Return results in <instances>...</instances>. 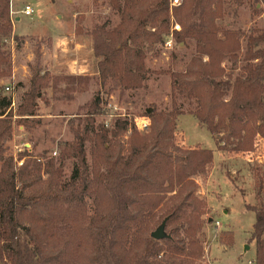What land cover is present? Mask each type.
<instances>
[{
  "label": "trees",
  "instance_id": "trees-1",
  "mask_svg": "<svg viewBox=\"0 0 264 264\" xmlns=\"http://www.w3.org/2000/svg\"><path fill=\"white\" fill-rule=\"evenodd\" d=\"M183 1L171 14L174 0H111L120 25L112 32L101 28L92 33L95 55L103 57L98 65L101 86L113 81L126 91L145 87L152 73L145 68L142 47L163 41L172 16L183 27L176 39L197 41L198 57L184 73L173 75L172 110L150 105L143 113L151 120L148 134L127 118H118L111 127L98 122L104 112L97 95L73 130L74 140L59 145L57 159L45 156L42 163L25 153L15 158L8 155L15 127H38L37 102L56 78L34 67L17 111L0 90V264H187L184 257L203 258L204 249L195 240L202 229L199 222L186 230L190 252L177 231L162 241L151 237L153 211L174 194L176 203L168 206L164 220L167 225L178 222L197 189L191 177L205 174L213 163L211 150H183L174 144L177 120L185 115L178 94L194 103L189 114L212 136L221 135L219 149L252 151L255 137L264 134V49L255 50L264 43V30L248 37L241 73L218 81L221 63L237 64L242 48L236 32L217 26L226 0ZM10 13V1L0 0V79L12 77L10 54L2 42L13 36ZM40 55L38 48L37 61ZM70 161L72 173L65 180ZM248 209L256 215L251 237L256 264H264V206Z\"/></svg>",
  "mask_w": 264,
  "mask_h": 264
},
{
  "label": "rangeland",
  "instance_id": "rangeland-1",
  "mask_svg": "<svg viewBox=\"0 0 264 264\" xmlns=\"http://www.w3.org/2000/svg\"><path fill=\"white\" fill-rule=\"evenodd\" d=\"M183 2L180 0L178 6ZM25 5L33 7V16L21 15ZM178 6H171V14L172 8ZM224 13L217 26L236 32L242 48L237 64L229 60L221 63L218 81L233 79L241 73L248 37L252 33L258 36V31L264 30V0H226ZM10 16L13 36L3 38L2 42L10 54L12 77L0 79V90L3 96L11 98L13 110L17 111L30 88L34 67L40 70L41 75L46 73L50 78H56L43 91V100L37 102L34 119L40 121L38 127L31 130L15 127L14 140L9 144L8 152L15 158L25 153L42 163L46 161L43 159L45 156L57 159L59 145L74 140L73 130L81 126L97 95L101 96L104 112L98 122L107 127H111L118 118H127L135 124V120L143 118L150 105H155L159 111L170 112L173 107V75L184 73L199 55L196 40L187 39L180 43L176 39L175 33L182 32L183 27L172 16L170 33L163 36V41L150 47L146 43L142 47L146 53L145 68L152 73L148 75L145 87L126 91L113 81L102 87L98 65L103 57L95 55L92 33L101 28L112 32L120 25V15L113 9L111 0H14ZM17 17H21L19 23ZM176 26H179L178 30ZM148 31L155 30L148 27ZM218 38H222V34L219 33ZM170 39L172 48L165 44ZM38 48L41 55L37 61ZM259 49H264V43L255 48ZM208 61L209 58L204 56L203 62ZM160 71L168 73H156ZM57 80L59 82L55 83ZM178 104H183L185 115L177 120L174 144L183 150H211L214 156L205 174L191 177L197 184L190 199L191 205L178 222L168 223L167 234L177 231L187 244V252H190L191 235L186 230L193 223L199 222L202 226L196 232L195 240L202 245L204 256L201 260L184 257L183 262L187 264H256V242L251 240L256 215L248 206H264V134L255 137V147L250 152L233 151L232 147L221 150L216 144L221 135L212 136L205 125L189 114L194 111V103L178 94ZM150 126L140 132L148 134ZM88 160L91 161L90 154ZM72 169L73 162H67L65 180H69ZM43 177L46 179L48 176L43 174ZM259 191L261 198L257 197ZM173 195L168 194L164 203L153 211L152 232L166 218L168 206L176 203Z\"/></svg>",
  "mask_w": 264,
  "mask_h": 264
},
{
  "label": "built area",
  "instance_id": "built-area-1",
  "mask_svg": "<svg viewBox=\"0 0 264 264\" xmlns=\"http://www.w3.org/2000/svg\"><path fill=\"white\" fill-rule=\"evenodd\" d=\"M10 1V4H11V8H13V1L14 0H9ZM173 5L174 6H178L180 5V0H174L173 2ZM14 13V12H13ZM22 15L26 16V17H31L33 16L34 14V9L32 6L30 5H26L23 7V9L21 10L20 12ZM179 26H176V30H178ZM168 41V42H167ZM166 41V45L167 47L169 48H172L173 46V41L170 39V40H167ZM7 91H10V88H6ZM135 126L136 128L141 131V132H144L146 130L149 129V126H150V120L149 118L147 117H143V118H140V120H135Z\"/></svg>",
  "mask_w": 264,
  "mask_h": 264
},
{
  "label": "water",
  "instance_id": "water-1",
  "mask_svg": "<svg viewBox=\"0 0 264 264\" xmlns=\"http://www.w3.org/2000/svg\"><path fill=\"white\" fill-rule=\"evenodd\" d=\"M167 222L168 219L164 220V222L160 225V227H158L157 230L151 234V237L154 240L162 241L169 238L168 234L166 233Z\"/></svg>",
  "mask_w": 264,
  "mask_h": 264
},
{
  "label": "crops",
  "instance_id": "crops-1",
  "mask_svg": "<svg viewBox=\"0 0 264 264\" xmlns=\"http://www.w3.org/2000/svg\"><path fill=\"white\" fill-rule=\"evenodd\" d=\"M26 6V5H25ZM22 15V14H21ZM16 21L19 23L20 21H21V17L19 18V17H17L16 18ZM16 26H15V32H16ZM50 35H55V34H50ZM84 67V66H83ZM83 67H81L82 69H83ZM94 75H97V74H94ZM16 77V76H15ZM184 116V115H183ZM182 117V116H181Z\"/></svg>",
  "mask_w": 264,
  "mask_h": 264
}]
</instances>
